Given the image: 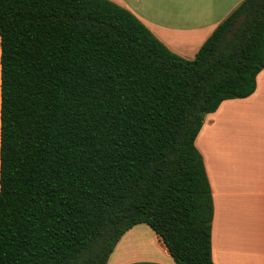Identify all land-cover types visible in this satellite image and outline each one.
Wrapping results in <instances>:
<instances>
[{
    "label": "trees",
    "instance_id": "obj_1",
    "mask_svg": "<svg viewBox=\"0 0 264 264\" xmlns=\"http://www.w3.org/2000/svg\"><path fill=\"white\" fill-rule=\"evenodd\" d=\"M264 69V0L192 59L109 0H0V264H106L147 224L174 264H214L206 114Z\"/></svg>",
    "mask_w": 264,
    "mask_h": 264
},
{
    "label": "crops",
    "instance_id": "obj_2",
    "mask_svg": "<svg viewBox=\"0 0 264 264\" xmlns=\"http://www.w3.org/2000/svg\"><path fill=\"white\" fill-rule=\"evenodd\" d=\"M130 11L173 53L192 59L242 0H109ZM247 97L206 114L194 144L211 188L214 264H264V69ZM106 264H174L145 223L128 229Z\"/></svg>",
    "mask_w": 264,
    "mask_h": 264
}]
</instances>
